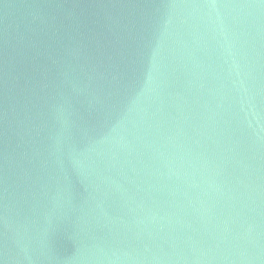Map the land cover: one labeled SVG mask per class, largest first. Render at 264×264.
Segmentation results:
<instances>
[{
  "label": "water",
  "instance_id": "1",
  "mask_svg": "<svg viewBox=\"0 0 264 264\" xmlns=\"http://www.w3.org/2000/svg\"><path fill=\"white\" fill-rule=\"evenodd\" d=\"M0 264H264V0H0Z\"/></svg>",
  "mask_w": 264,
  "mask_h": 264
}]
</instances>
